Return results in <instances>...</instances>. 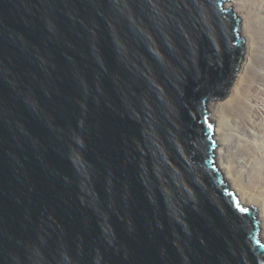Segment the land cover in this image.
<instances>
[{
  "label": "water",
  "instance_id": "obj_1",
  "mask_svg": "<svg viewBox=\"0 0 264 264\" xmlns=\"http://www.w3.org/2000/svg\"><path fill=\"white\" fill-rule=\"evenodd\" d=\"M225 0H0V264H264L205 107L243 57Z\"/></svg>",
  "mask_w": 264,
  "mask_h": 264
},
{
  "label": "bare ground",
  "instance_id": "obj_2",
  "mask_svg": "<svg viewBox=\"0 0 264 264\" xmlns=\"http://www.w3.org/2000/svg\"><path fill=\"white\" fill-rule=\"evenodd\" d=\"M241 21L243 60L228 95L207 101L218 170L239 203L257 209L264 243V0H225Z\"/></svg>",
  "mask_w": 264,
  "mask_h": 264
},
{
  "label": "rangeland",
  "instance_id": "obj_3",
  "mask_svg": "<svg viewBox=\"0 0 264 264\" xmlns=\"http://www.w3.org/2000/svg\"><path fill=\"white\" fill-rule=\"evenodd\" d=\"M241 21H240V24H239V33H241ZM241 35V34H240ZM244 39V38H243ZM243 54H244V50H243ZM242 60H243V57H242V59H241V62H242ZM241 62H240V64H241ZM240 64H239V66H240ZM238 70H239V67H238V69H237V71H236V74H237V72H238ZM235 74V75H236ZM235 77V76H234ZM213 100H217V99H211V100H209V101H213ZM222 100V99H221ZM218 101V100H217ZM210 121V120H209ZM210 123L211 124H213V122L212 121H210ZM216 162V161H215ZM217 164V163H216ZM232 191V190H231ZM232 193L235 195V193L232 191ZM236 199H237V197H236ZM237 201L239 202V200L237 199ZM257 225H258V222H257ZM258 232H259V229H257V234H258ZM258 239H259V236H258Z\"/></svg>",
  "mask_w": 264,
  "mask_h": 264
}]
</instances>
